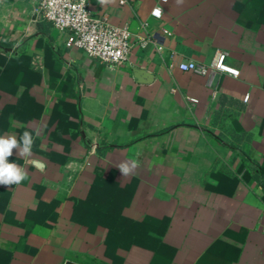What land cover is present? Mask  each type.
Returning a JSON list of instances; mask_svg holds the SVG:
<instances>
[{
    "label": "crops",
    "instance_id": "1",
    "mask_svg": "<svg viewBox=\"0 0 264 264\" xmlns=\"http://www.w3.org/2000/svg\"><path fill=\"white\" fill-rule=\"evenodd\" d=\"M127 1L89 5L162 50L109 66L0 0V135L34 138L9 157L27 179L0 185V264H264V1ZM218 50L237 77L178 67Z\"/></svg>",
    "mask_w": 264,
    "mask_h": 264
},
{
    "label": "built area",
    "instance_id": "2",
    "mask_svg": "<svg viewBox=\"0 0 264 264\" xmlns=\"http://www.w3.org/2000/svg\"><path fill=\"white\" fill-rule=\"evenodd\" d=\"M29 1L32 4L34 20L47 22L53 28L65 33L67 48L83 50L103 64L124 66L129 63L134 46L144 47L148 42L155 44L156 51L162 50V45L148 37L138 38L134 42L133 34L125 27L113 26L106 14L100 16L93 14L89 0ZM119 2L128 3L127 0H119ZM157 9L161 8H153L151 15L160 18L161 13L155 14ZM225 58L226 52L218 50L207 64L183 60L178 63V67L183 71L202 76L225 73L237 77L239 70L226 64ZM248 97L249 95H245L244 99L247 100Z\"/></svg>",
    "mask_w": 264,
    "mask_h": 264
},
{
    "label": "clouds",
    "instance_id": "3",
    "mask_svg": "<svg viewBox=\"0 0 264 264\" xmlns=\"http://www.w3.org/2000/svg\"><path fill=\"white\" fill-rule=\"evenodd\" d=\"M112 2V0H99L101 5ZM177 5L183 3V0H175ZM161 9H157L155 14L160 15ZM34 144L33 134L30 131H24L17 139L15 135H0V185L12 186L19 185L27 179L26 170L15 162H9V157L13 155L15 149L18 156L30 157ZM117 169L122 177H129L135 174L140 167L138 160H126L119 163Z\"/></svg>",
    "mask_w": 264,
    "mask_h": 264
},
{
    "label": "trees",
    "instance_id": "4",
    "mask_svg": "<svg viewBox=\"0 0 264 264\" xmlns=\"http://www.w3.org/2000/svg\"><path fill=\"white\" fill-rule=\"evenodd\" d=\"M260 16H261L260 23L264 24V3H263V7L261 9V12H260ZM262 187L264 188V182H262ZM124 221H126V220L123 217H121L119 214H117L115 217H111V219H110V221H109V223L107 225L109 236H111V233H112L111 231H113V229H118L119 228V229H121L120 232H124L125 229H122ZM129 226H130L131 229L133 227L135 229H138V228H141L143 226V223L142 222H130L129 221V225L126 228V230L129 228Z\"/></svg>",
    "mask_w": 264,
    "mask_h": 264
},
{
    "label": "water",
    "instance_id": "5",
    "mask_svg": "<svg viewBox=\"0 0 264 264\" xmlns=\"http://www.w3.org/2000/svg\"><path fill=\"white\" fill-rule=\"evenodd\" d=\"M134 77L139 81H146L149 78V74L141 68H133ZM30 162L39 169L43 168V164L37 160H30ZM64 264H80L72 260H66Z\"/></svg>",
    "mask_w": 264,
    "mask_h": 264
}]
</instances>
